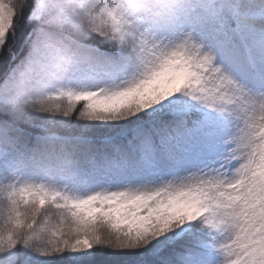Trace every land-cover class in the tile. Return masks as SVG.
Masks as SVG:
<instances>
[{
	"label": "snow or ice",
	"instance_id": "6c2138e0",
	"mask_svg": "<svg viewBox=\"0 0 264 264\" xmlns=\"http://www.w3.org/2000/svg\"><path fill=\"white\" fill-rule=\"evenodd\" d=\"M0 264H264V0H0Z\"/></svg>",
	"mask_w": 264,
	"mask_h": 264
}]
</instances>
